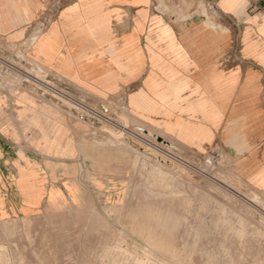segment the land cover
<instances>
[{
	"label": "crops",
	"instance_id": "obj_1",
	"mask_svg": "<svg viewBox=\"0 0 264 264\" xmlns=\"http://www.w3.org/2000/svg\"><path fill=\"white\" fill-rule=\"evenodd\" d=\"M205 1L213 15L167 14L154 0H0V39L31 34L38 65L94 97L122 98L132 117L196 153L220 147L238 176L264 191V0ZM1 97L0 213L8 216L37 207L40 177L78 176L79 142L75 119L45 102L23 111L38 123L29 126L34 141L16 135L13 98ZM143 231L171 251L169 238Z\"/></svg>",
	"mask_w": 264,
	"mask_h": 264
},
{
	"label": "rangeland",
	"instance_id": "obj_2",
	"mask_svg": "<svg viewBox=\"0 0 264 264\" xmlns=\"http://www.w3.org/2000/svg\"><path fill=\"white\" fill-rule=\"evenodd\" d=\"M154 4L167 14L213 15L205 0ZM30 37L0 39V104L1 95L13 98L15 134L30 143L29 126L38 123L23 114L26 105L45 102L75 119L78 176L60 178L56 170L53 178L40 177L46 193L31 198L36 208L0 213V264H264V191L238 176L220 147L196 153L132 117L122 98H97L62 80L29 58ZM147 130L170 142L161 144ZM88 149L94 154L87 156ZM254 190L257 205L242 196L250 199ZM146 228L169 238L171 251L153 247L141 233Z\"/></svg>",
	"mask_w": 264,
	"mask_h": 264
},
{
	"label": "bare ground",
	"instance_id": "obj_3",
	"mask_svg": "<svg viewBox=\"0 0 264 264\" xmlns=\"http://www.w3.org/2000/svg\"><path fill=\"white\" fill-rule=\"evenodd\" d=\"M38 77H39V76H38ZM59 95H60V94H59ZM83 114H84V113H83ZM94 114H95V115H99L100 113H98V112H97V113L94 112ZM99 117H100V118H103V119L106 118L105 120H107V117L103 116L102 114H100ZM78 118H79V117H78ZM109 122H111V121H109ZM117 124H118V123H117ZM127 128H128V127H126L125 124H124V125H121V127H120V131L125 132V130H126ZM139 131H140V130H139ZM139 131H138V132H139ZM150 132H151V131H148V130H147L146 135H147V136H148V135H149V136H153L155 140H157V138L159 137V139H161V140L159 141L161 144L164 143V141H167V140H168V139H165V138L163 137V135H162V136L159 135L160 133H159V134H154V133H150ZM140 133H141V131H140ZM168 141H169V140H168ZM169 142H170V141H169ZM164 144H165V143H164ZM168 145H171V143H168ZM168 145L166 144V146H168ZM171 154H173V153H171ZM168 155H169V154H168ZM172 158H173V156H172ZM160 160H161V159H159V161H160ZM161 161H163V160H161ZM161 163H162V164H165V162H161ZM220 181H221V180H220ZM221 182H222V181H221ZM254 189H255V188H254ZM215 190H216V189H215ZM255 190H256V189H255ZM255 190L253 191L252 197H250V199H249L248 197H246L244 194H243V195L241 194V195H242L243 197H245V199H247L249 202H250V201L252 202V200H253V203L256 204L255 201L257 200V202H258V199H257V198H258V197H257V194H258V193L256 194L257 191L255 192ZM242 199H243V198H242ZM256 205H257V204H256ZM261 209H262V208H261ZM263 211H264V210H263Z\"/></svg>",
	"mask_w": 264,
	"mask_h": 264
},
{
	"label": "water",
	"instance_id": "obj_4",
	"mask_svg": "<svg viewBox=\"0 0 264 264\" xmlns=\"http://www.w3.org/2000/svg\"><path fill=\"white\" fill-rule=\"evenodd\" d=\"M157 140L160 141L161 139H159V137H158Z\"/></svg>",
	"mask_w": 264,
	"mask_h": 264
},
{
	"label": "built area",
	"instance_id": "obj_5",
	"mask_svg": "<svg viewBox=\"0 0 264 264\" xmlns=\"http://www.w3.org/2000/svg\"><path fill=\"white\" fill-rule=\"evenodd\" d=\"M46 81V80H45Z\"/></svg>",
	"mask_w": 264,
	"mask_h": 264
}]
</instances>
